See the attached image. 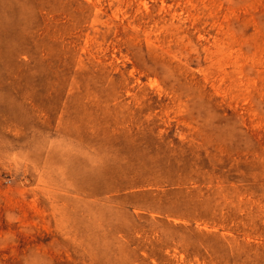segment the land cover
Segmentation results:
<instances>
[{
	"label": "rangeland",
	"instance_id": "374dc122",
	"mask_svg": "<svg viewBox=\"0 0 264 264\" xmlns=\"http://www.w3.org/2000/svg\"><path fill=\"white\" fill-rule=\"evenodd\" d=\"M0 264H264V0H0Z\"/></svg>",
	"mask_w": 264,
	"mask_h": 264
}]
</instances>
